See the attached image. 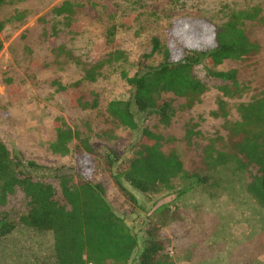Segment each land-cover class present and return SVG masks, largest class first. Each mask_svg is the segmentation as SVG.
I'll use <instances>...</instances> for the list:
<instances>
[{
	"label": "trees",
	"instance_id": "1",
	"mask_svg": "<svg viewBox=\"0 0 264 264\" xmlns=\"http://www.w3.org/2000/svg\"><path fill=\"white\" fill-rule=\"evenodd\" d=\"M28 1L0 0V9ZM80 8L79 3L66 1L43 18L49 26L47 35L58 43L53 53L83 74L81 81L70 87L58 81L54 85L58 93L74 91L73 106L99 111L100 95L83 90V86L98 82L107 67H133V73H121L128 97L111 100L106 107L112 123L136 134L133 155L94 143L88 123L84 128L71 127L63 118L54 127L50 150L61 157L75 156L72 172L29 160L15 144L0 139V239L20 226L51 234V257L40 264H178L163 231L181 220L179 202L195 189L225 190L240 181L245 183L247 195L264 210V93L239 104L238 118L233 120L226 99L240 98L246 88L239 83L236 70H217L226 62H246L261 54L254 31L264 27V1L225 12L221 25L206 20L176 21L172 35L180 45L178 51L154 38L151 53L135 63L118 47L93 60L78 55L75 43L82 33L75 31L74 25ZM3 26L0 23V30ZM116 31L115 26L106 31L108 43L115 42ZM157 55L162 60L152 65L150 61ZM199 67L220 83L223 97L211 115L222 125L211 135L199 131L198 124L188 125V144L197 138L203 145L201 167L189 171L177 150H165V138L150 123L168 128L179 111H191L202 102L209 87L198 77ZM89 158L94 161L95 177L82 170V163ZM133 191L147 202L160 195L172 196V201L155 203L149 211ZM117 192L134 207L129 215L116 209ZM143 211L147 213L140 218L142 227L136 229L128 218Z\"/></svg>",
	"mask_w": 264,
	"mask_h": 264
},
{
	"label": "rangeland",
	"instance_id": "2",
	"mask_svg": "<svg viewBox=\"0 0 264 264\" xmlns=\"http://www.w3.org/2000/svg\"><path fill=\"white\" fill-rule=\"evenodd\" d=\"M66 1L82 5L74 25L75 31L82 33L75 43L78 55L93 60L118 47L130 63H135L151 53L154 38L178 51L180 45L172 35L176 21L206 20L221 25L225 12L264 0H31L0 9V23H4L0 30V139L15 144L27 159L61 168L62 172H72L76 159L73 155L57 156L50 150L55 140L54 127L60 118L71 127L84 128L88 123L93 129L94 143L129 156L133 155L137 139L136 134L115 125L106 114L111 100L128 97L121 73L125 70L133 73V67H107L98 82L83 86V90L100 95L99 111H82L73 106V90L57 92L54 82L70 87L83 77L76 66L53 53L58 43L47 35L49 26L43 22L55 7ZM17 13L20 18H13ZM112 26L117 28L113 44L104 38ZM254 37L261 44L260 55L246 62L229 61L217 67L218 71L236 70L239 83L246 88L240 98L226 99L233 120L238 118L239 104L264 93V27L254 31ZM161 60L162 56L157 55L150 63L158 65ZM196 72L209 87L202 102L191 111H179L168 128L150 123L165 138V150H177L189 171L201 167L203 145L197 138L188 144L185 138L188 125L198 124L199 131L206 135L214 134L222 125L221 120L211 115L218 110V101L223 97L220 83L210 78L203 67ZM82 165L88 177L96 176L93 159ZM133 193L149 211L155 203L172 201V196L160 195L147 202L139 193ZM117 194L116 209L129 215L134 207ZM146 213L130 216V225L140 229V218ZM178 215L181 220L163 231L178 264H264V259L253 263L264 243V210L247 195L245 183H232L225 190L195 189L179 202ZM143 240L141 235L140 241ZM53 242L49 233L20 226L12 235L0 239V264H40L51 257Z\"/></svg>",
	"mask_w": 264,
	"mask_h": 264
},
{
	"label": "crops",
	"instance_id": "3",
	"mask_svg": "<svg viewBox=\"0 0 264 264\" xmlns=\"http://www.w3.org/2000/svg\"><path fill=\"white\" fill-rule=\"evenodd\" d=\"M261 246H262V248H261ZM259 250H261V251H259V254H258L259 257H258V259H254L253 263L259 262V260L261 261V259H264V243H262V245H260V249Z\"/></svg>",
	"mask_w": 264,
	"mask_h": 264
}]
</instances>
